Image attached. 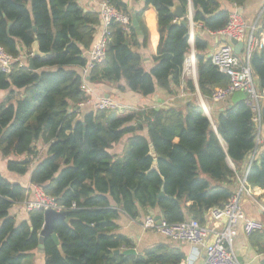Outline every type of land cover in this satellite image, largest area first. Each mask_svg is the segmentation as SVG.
Masks as SVG:
<instances>
[{"label": "trees", "instance_id": "16d2710c", "mask_svg": "<svg viewBox=\"0 0 264 264\" xmlns=\"http://www.w3.org/2000/svg\"><path fill=\"white\" fill-rule=\"evenodd\" d=\"M108 1L130 21L127 30L112 21L106 56L87 82L124 79L130 91L144 97L157 86L169 91L179 86L190 45L187 23L171 11L174 0H144L136 13L138 21L148 5L157 12L159 36L149 71L134 49L136 32L126 3ZM177 1L185 12L190 3L193 22L211 33L226 25L231 11L221 0ZM227 1L242 6L247 0ZM99 23V13L83 10L78 0H0V47L15 58L9 73L0 70V156L6 158L7 171L17 176L30 172L29 182L54 197L68 218L53 222L59 244L50 235L40 238L42 210L26 211L21 220L11 214L28 198V184L0 172V264H33L40 243L44 264H179L185 254L172 242L123 254L135 243L117 233L120 213L136 219L157 208L169 223L194 218L203 224L210 208L238 192L240 167L255 148L256 134L252 111L243 101L227 100L214 126L191 102L183 108L113 111L78 106L86 96L80 71L73 67L86 64L83 50L93 44ZM263 26L264 20L254 28L256 38ZM35 38L39 56H32ZM193 45L198 89L209 97L229 77L211 62L208 40L195 36ZM249 65L257 90L264 91V48L253 47ZM187 86L194 90L190 81ZM259 113L264 124V101ZM125 136L122 151L113 153V145ZM37 141L45 146L42 157ZM247 167V186L264 189V146L257 147ZM248 238L264 256V228Z\"/></svg>", "mask_w": 264, "mask_h": 264}, {"label": "built area", "instance_id": "2783aa9c", "mask_svg": "<svg viewBox=\"0 0 264 264\" xmlns=\"http://www.w3.org/2000/svg\"><path fill=\"white\" fill-rule=\"evenodd\" d=\"M230 11L226 25L219 33L226 42L217 46L209 54L211 62L217 69L229 77L228 84L224 87H218L213 90L208 100L219 103L227 101L236 91L246 92L243 102L252 111V122L256 128L255 148L264 146V136L261 135L260 120V102L264 98V91L259 92L255 86L252 71L249 65L251 50L255 45L264 48V26L262 27L260 37L254 35V26L247 28L245 20L237 11L236 5ZM264 12V2L262 5ZM99 18L101 31L97 35L88 51L86 64L81 67L80 74L82 78L81 90L86 96L78 106L80 108L90 107L92 110H118L127 107L121 106L115 99L105 97H90V89L87 79L94 65L102 62L106 56V49L110 42L112 21L119 22L125 30L129 24V16L118 12L108 0H101L99 3ZM231 39L243 41V55L240 57L233 51L229 43ZM244 51V52H243ZM22 58V57H21ZM23 59V58H22ZM15 61L11 55L0 47V70L9 73L12 63ZM24 64V61L20 62ZM195 78L196 61L193 53L186 55L183 63L182 76ZM205 110V108H204ZM206 111V110H205ZM214 126V122L211 121ZM246 176V175H245ZM245 176L239 177L240 189L222 206L212 207L207 211V217L211 220H225L222 230L214 232L209 240V230L194 218H188L182 222L169 223L162 217L157 223L153 214L147 213L142 219V226L147 230H154L173 242H186L193 246L203 249V258L199 264H243L237 259V255L232 248V242L236 237L235 226L242 224V230L246 236L254 232L261 231L264 228L263 222L254 217L247 216L240 204V194H250V188L247 186ZM28 198L22 203L26 211L48 209L57 212L63 211V208L57 204L54 197L47 195L35 184H28ZM179 264H191L189 257Z\"/></svg>", "mask_w": 264, "mask_h": 264}, {"label": "crops", "instance_id": "0c3cea01", "mask_svg": "<svg viewBox=\"0 0 264 264\" xmlns=\"http://www.w3.org/2000/svg\"><path fill=\"white\" fill-rule=\"evenodd\" d=\"M101 0H78L79 5L85 11H94L99 13V3ZM127 5L130 14L132 12L137 13L140 9L144 7V0H124ZM264 0H247L242 6H236L237 11L242 15L247 28L250 26L257 27L262 20H264V12L262 10ZM223 8H228L229 10L234 9V5L230 4L227 0L220 1ZM188 8V6H187ZM138 25L140 28V33H136L135 51H137L141 56V65L144 70L149 71L154 65L153 56L156 54V47L158 43V30H157V12L152 5H148L138 18ZM140 21V22H139ZM101 23V22H100ZM96 27L94 33V40L101 31V24ZM189 29V45L190 49L186 55L193 53L195 57V49L193 45V40L195 36H199L205 40L209 41L210 52L214 50L217 46L225 43L226 40L219 33H211L201 27V24L193 22V20L187 23ZM136 32V31H135ZM146 37V45H142V39ZM94 42V41H93ZM90 48L83 50V56L87 59L88 51ZM209 52V54H210ZM244 52V51H243ZM77 71L81 70V67L74 66ZM190 81L194 87L191 91L187 83ZM118 85L124 87L123 90L117 88ZM90 89V97H105L109 96L115 99L121 106L137 109V108H166L175 107L183 108L187 102H191L196 106L202 108L204 114L209 118L210 121L217 118L223 107L227 106L231 102L230 98L228 101L215 103L203 96L197 85V73L195 78H190L187 76H182L179 86L171 87L170 91L156 87L155 92L147 97L142 96L137 92L130 91L126 87L124 79L119 82H102V83H88ZM2 93L1 96L4 94ZM0 96V97H1ZM264 101V98L261 100ZM90 109V107H84V109ZM205 108V110H204ZM83 109V110H84ZM261 135L264 136V124L261 125ZM128 136H125L121 141L114 144L111 148L113 153H120L122 151L123 145ZM40 142V141H37ZM262 146V145H261ZM257 155V148L253 150L251 154L247 157V160L243 162L240 167L241 176L246 175L248 163ZM30 173V172H29ZM26 179L17 178L13 179L19 181L22 184H29V174ZM22 177V176H21ZM240 177V176H239ZM238 179V177H237ZM238 190L240 189L239 179H238ZM256 190L260 194H256ZM264 195V189L260 188H250V194H240V204L244 213L249 217H254L260 219L264 212V199L258 196ZM148 213L156 215H161L157 208L151 209ZM11 214L14 215L17 220L25 219L27 217L26 210L22 204L14 205ZM144 215L137 217L136 219L130 218L127 214L121 212L118 219L116 220L119 229L117 233L126 235L130 237L134 243L137 252L144 250L158 242H172L173 244L179 246L185 257H189L191 264H199L203 258V249L198 246H193L186 242H173L163 235L159 234L154 230L144 229L142 226V219ZM203 225L209 230V240L212 239L214 232H218L223 229L225 225V220H211L205 217ZM236 237L232 242V248L237 256H241L243 264H259L260 260L264 257L255 252L249 243V238L246 236L242 230V224L238 223L235 226ZM34 261L33 264H44V254L41 247L33 251Z\"/></svg>", "mask_w": 264, "mask_h": 264}, {"label": "water", "instance_id": "95a60500", "mask_svg": "<svg viewBox=\"0 0 264 264\" xmlns=\"http://www.w3.org/2000/svg\"><path fill=\"white\" fill-rule=\"evenodd\" d=\"M171 11L178 20H181L182 23H189L192 21V8H191L190 3L188 4V8L186 9V12H185L180 2L177 0H174V4H173ZM185 19L187 20V22H185ZM131 22H132V25L136 33L139 34L141 30L139 28L135 12L131 13ZM8 25H10V23ZM33 29L35 30V27H33ZM229 43L232 45L233 51L235 54L239 55L242 52V49L244 46L243 41H237V40L231 39ZM209 48L211 49V46H209ZM39 55H40V52H39L37 41L35 38L33 42V46H32V56H39ZM28 68L30 69L33 68L31 60H29L28 62ZM245 95H246V92L244 91H236L231 95L230 100L233 104H235L239 101H243V99L245 98ZM162 194L163 193L161 192L159 195L161 196ZM160 218H161V215L159 214L155 216V220L157 223L160 222ZM43 219H44L43 226L40 230V238L50 235L52 240L56 244H59V240L56 234L53 232V222L55 219H62L67 222L68 218L66 217L65 212L64 211L57 212L55 210L48 209L43 212ZM39 247H42L41 243L39 244ZM118 252L119 250H116V253ZM122 253L123 254H137L138 252L136 248H131V249L123 250ZM237 259L239 260V262L243 263L241 256H237Z\"/></svg>", "mask_w": 264, "mask_h": 264}, {"label": "rangeland", "instance_id": "374dc122", "mask_svg": "<svg viewBox=\"0 0 264 264\" xmlns=\"http://www.w3.org/2000/svg\"><path fill=\"white\" fill-rule=\"evenodd\" d=\"M243 53H240L239 56L242 57ZM244 56V55H243ZM2 93H0V96H1ZM213 122V120H212ZM36 146L39 150V157H42L44 154H45V146H43L42 142H36ZM12 157V156H11ZM5 160L6 158H3L0 156V172L2 173L3 176L7 177L9 180H13L14 178L16 179L17 178V175L14 174V173H11L9 171L6 170L5 168ZM19 178H23V179H26L27 178V175H24V176H19ZM243 193L245 194L244 190H243ZM262 197L264 199V195H261V196H258V199ZM264 202V201H263ZM264 214V212H263ZM260 220L263 222L264 224V215L261 216Z\"/></svg>", "mask_w": 264, "mask_h": 264}]
</instances>
